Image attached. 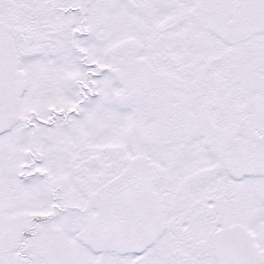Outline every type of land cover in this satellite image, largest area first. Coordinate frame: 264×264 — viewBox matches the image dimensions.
<instances>
[{
	"label": "snow or ice",
	"instance_id": "obj_1",
	"mask_svg": "<svg viewBox=\"0 0 264 264\" xmlns=\"http://www.w3.org/2000/svg\"><path fill=\"white\" fill-rule=\"evenodd\" d=\"M0 264H264V0H0Z\"/></svg>",
	"mask_w": 264,
	"mask_h": 264
}]
</instances>
